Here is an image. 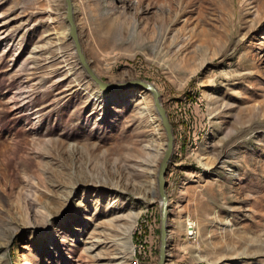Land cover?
Returning <instances> with one entry per match:
<instances>
[{"label":"rangeland","instance_id":"1","mask_svg":"<svg viewBox=\"0 0 264 264\" xmlns=\"http://www.w3.org/2000/svg\"><path fill=\"white\" fill-rule=\"evenodd\" d=\"M72 1L97 77L153 83L169 117L166 264H264V0ZM142 91L88 77L64 0H0V264L157 263Z\"/></svg>","mask_w":264,"mask_h":264},{"label":"water","instance_id":"2","mask_svg":"<svg viewBox=\"0 0 264 264\" xmlns=\"http://www.w3.org/2000/svg\"><path fill=\"white\" fill-rule=\"evenodd\" d=\"M65 5V21L67 24V35L72 40L77 58L88 74V77L104 90L117 89V88H134L148 91L152 96L153 107L161 122L165 134V148L161 156L157 168V192L159 197V211H160V245L158 252V260L156 264H166L167 249L169 248V233H168V220L171 216L169 211V197L167 193V179L166 174L168 171L172 151H173V131L172 126L167 115L166 109L161 101L160 92L157 87L143 79L135 78L129 79L117 85L106 83L97 77L93 69L89 66L85 55L83 53L79 36L77 33V24L74 17V5L72 0H64Z\"/></svg>","mask_w":264,"mask_h":264},{"label":"bare ground","instance_id":"3","mask_svg":"<svg viewBox=\"0 0 264 264\" xmlns=\"http://www.w3.org/2000/svg\"><path fill=\"white\" fill-rule=\"evenodd\" d=\"M141 1V0H140ZM183 2H184V0H182ZM188 2L189 3H191L190 1H186L185 0V2H184V4L182 5V10L184 9L185 10V8L187 7V5H188ZM190 5V4H189ZM97 6H98V4H97ZM181 10V11H182ZM74 11H75V8H74ZM108 20V18H105L104 19V21H103V24H105L106 23V21ZM173 20H175L176 21V19H173ZM116 31H117V33L118 32H120V31H122V28H120L119 26H113V28H110V29H108V31H107V33L112 37L113 35H115V33H116ZM57 37H59V35L57 36ZM98 39H99V41H98ZM97 42L98 43H101L102 45H103V43L105 42L103 39H101V38H97ZM106 45V44H105ZM145 95H144V100H142V101H139V102H137V104H143V110H141L140 111V113H141V115L143 114H145V112H147V106H148V102L146 101V99H148L149 98V96H147L148 95V91H142ZM163 154V153H162ZM161 155V153L158 155V156H160ZM199 163L201 164V165H203V166H205V164H203V163H201V161H199ZM146 168H147V166H146ZM149 169H147V171H148ZM146 171V172H147ZM152 171V170H151ZM149 173V172H148ZM147 173V174H148ZM117 183V184H116ZM114 185H116V186H118V181H115V184ZM152 186H149V185H147V184H144L143 185V187H142V190L144 191V194H146V193H151V188ZM115 189H117V187H115ZM144 203H146L148 200L146 199V197L144 198ZM187 220H189V219H187ZM186 220V221H187ZM227 224H229L228 222H223V227H226V225ZM188 227H191V226H188ZM187 227V228H188ZM184 228V227H183ZM189 234V233H188ZM170 255V254H169Z\"/></svg>","mask_w":264,"mask_h":264}]
</instances>
